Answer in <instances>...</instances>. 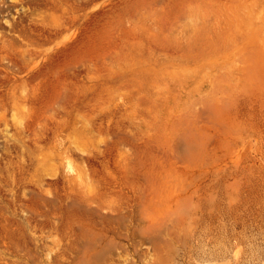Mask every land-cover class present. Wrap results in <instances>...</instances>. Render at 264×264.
Returning a JSON list of instances; mask_svg holds the SVG:
<instances>
[{"label":"rangeland","instance_id":"1","mask_svg":"<svg viewBox=\"0 0 264 264\" xmlns=\"http://www.w3.org/2000/svg\"><path fill=\"white\" fill-rule=\"evenodd\" d=\"M0 264H264V0H0Z\"/></svg>","mask_w":264,"mask_h":264}]
</instances>
